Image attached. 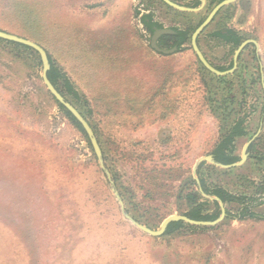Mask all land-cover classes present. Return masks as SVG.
<instances>
[{
    "label": "rangeland",
    "instance_id": "1",
    "mask_svg": "<svg viewBox=\"0 0 264 264\" xmlns=\"http://www.w3.org/2000/svg\"><path fill=\"white\" fill-rule=\"evenodd\" d=\"M141 1L131 5V22L150 48L152 35L142 31L137 15ZM218 1L189 16H173L160 0L142 3L156 22L186 29L198 26ZM124 2L0 0V30L41 45L70 79L73 93L61 81L63 96L100 139L105 166L46 88L39 54L0 41V264H264V219L234 218L238 205H228L230 216L215 226L152 237L125 218L114 193L135 221L152 230L189 213V194L199 191L209 200L197 178L209 188L253 197V204L263 203L253 209L264 216V0L238 1L217 25L256 42L241 54L239 75L228 79L232 86L215 91L188 51L161 61L158 79L141 94L129 81L120 85L117 54L110 53L108 37L98 39L93 31L126 9ZM201 44L219 67L234 56L215 38ZM166 69L175 73L165 75ZM211 94L230 101H219L223 108L214 110ZM232 108L228 121L249 113L250 135L238 152L253 138L258 157L234 171L202 162L195 173L222 135L215 115Z\"/></svg>",
    "mask_w": 264,
    "mask_h": 264
},
{
    "label": "crops",
    "instance_id": "2",
    "mask_svg": "<svg viewBox=\"0 0 264 264\" xmlns=\"http://www.w3.org/2000/svg\"><path fill=\"white\" fill-rule=\"evenodd\" d=\"M142 1L144 3L145 0H142ZM142 1L139 4L141 6V8L139 9L141 11V13L137 14L142 31L149 32L152 35V40H153V38L155 37V34L158 30H162V29L171 30V28L165 27L162 24L156 22L154 20L153 14H151V10H149L148 7L146 8L145 5L142 3ZM134 2H135V0H125L124 4H126V9L120 8L117 17H110V22L108 24H106L107 22H104L102 28L97 26V28L93 31L95 32L94 35H96V37L98 39L101 37H104V36L108 37V41L111 44L110 53L117 54L116 60H115L116 65L114 66V70H115V72H117L116 70H118V72H119V74H118L119 79H121L120 85H126L127 81H129L130 84L135 85V89L137 91H139L138 93L141 94V93H144L146 91V89H144V85H146L148 82H152L153 77H155V80L158 79V77L160 75V62L161 61H164L168 64L171 60H174L175 57H178L179 55L186 54V53H188V51L193 53L195 55V57H197V56L191 47V40H190V45L186 43V44L182 45L180 49H178L177 46H172L173 43H171L169 40H160V37H162L164 35H172L173 33L161 34L162 36L160 35L157 38V46L161 49V51L156 50L152 46V40H151L150 48H148V46H144L142 38L140 36H138L137 32H135L134 27L132 26V22H131V17H132L131 5H133L132 3H134ZM163 3H161V4H163ZM165 5H164V7H166L169 10L168 6L167 5L165 6ZM202 5H203V0H202V4L200 5V7H198L199 10L204 7ZM230 5H232V4H230ZM144 8H146V10H144ZM187 8H192V7H187ZM198 8H193V9H198ZM226 8H227V6H226ZM198 11H194V12H198ZM182 12H185V11H182ZM186 14H191V12H186L184 15H186ZM191 15H193V14H191ZM187 16H189V15H187ZM147 17H149V18H147ZM222 17H223V12L220 11V13L214 18V20L209 24V26L199 36L198 44H199L201 51L203 52V54L207 58V60L216 69H218L219 71H221V69H222V72H225V71H229V70L233 69V67H234V56L230 60V62H227L228 66L219 67V66L215 65L210 60L206 51L203 49V45L201 44V40H204L207 37L215 38V39L219 40L222 44H224L225 47L230 48L231 52L234 51V54H235V52L238 48L233 49L231 44H227L222 38L218 37V33L221 30L225 29V28H221V27L217 26V25H222V21H223ZM144 20H147V21L151 20V23L154 24V26H152V31H150L146 27ZM106 21H108V19ZM212 27H215V29L211 30ZM226 29H231V28H226ZM98 30H102V32L98 31ZM90 35L92 36V34H90ZM136 37L138 38V42H137ZM173 50H175V51L172 53H168V54L162 52V51H173ZM244 51H245V49H244ZM159 57H161V58L159 59ZM240 57H241V55H240ZM232 61H233V66H232V68H230ZM239 68H240V66L238 63L237 69H239ZM260 68L262 69V66H260L259 69ZM167 69L165 70V73H164L165 75H168L169 73H172V75H173V73H175L173 70L169 71ZM182 69H184V68H182ZM237 69L232 74H229L226 76H217V77H223V78L227 77V79H229L230 76H233L237 72ZM116 74L117 73H114L112 77L115 78ZM127 78H129V79H127ZM112 82L115 83V81H112ZM233 112H235V111L232 108V109L228 110L227 113H230L231 115H233L234 114ZM248 116H249V113H248ZM247 118L249 119V117H247ZM248 119L245 123L246 131L248 132L247 136L237 137L235 139L234 152L227 158L226 164L222 163V162H218L214 158L217 163H220L223 165H233V164H236V163L241 161L243 152H242V154L238 152V144L241 140L249 138V135H250L249 125L250 124H249ZM251 140H253V138L250 139L249 141H251ZM219 142L220 141H218L215 148L217 147ZM252 144L253 143H251L250 146ZM250 146H249V149H250ZM249 149H248V159H250V156L252 154V151H250ZM211 155H212V153H211ZM212 156L214 157V155H212ZM216 167H218V166H216ZM238 167L239 166L233 167V168H221V167H218V168H220L224 171H234ZM210 201H216V200H210ZM219 206H220V203H219ZM227 206L228 205H225V207H227ZM220 211H221V208H220Z\"/></svg>",
    "mask_w": 264,
    "mask_h": 264
},
{
    "label": "trees",
    "instance_id": "3",
    "mask_svg": "<svg viewBox=\"0 0 264 264\" xmlns=\"http://www.w3.org/2000/svg\"><path fill=\"white\" fill-rule=\"evenodd\" d=\"M160 2L163 3L162 0H160ZM147 18H149V17H147ZM144 22H145L146 27L150 31H152V26H154V24L151 23V20L150 21L144 20ZM198 26H196L195 28H186L185 30L177 32L175 35H164V36H162L161 40H169L171 43H173L172 46H177L178 49H180L181 46L186 44V43L190 45L191 36H192L193 32L197 29ZM218 37L222 38L227 44H231L233 49H237L241 45V43L244 41V36L235 29L221 30L218 33ZM0 41H4L8 45L20 46V47H23L27 50L34 51L32 48H30L28 46H24L21 44L10 42V41H5L2 39H0ZM198 42H199V40H198ZM49 59H50V63H51L50 55H49ZM240 62H241V57H240ZM199 65H200L199 71L203 72L204 76H206V74L208 76H211L210 80H212L214 82V84L216 85V87L214 88L215 91H217L221 86H226L227 84L229 86L233 85L232 83H230L228 81L227 77H225V78L217 77V76L211 74L210 72H208L207 69L201 64L200 61H199ZM232 66H233V61L231 62L230 68H232ZM259 67H260V65L258 63L257 67H255V69H257L256 70L257 72H258ZM221 71H222V69H221ZM234 75L238 76L239 73H235ZM48 77H49L50 81L53 83V85L57 88V90L62 95H64L65 97H66V94L60 88L61 83H62L61 81H63L65 87H67L69 89L67 92L73 93V90L71 88L72 83H70V79L65 74H63L59 69L55 68L52 65V63H51V69L48 71ZM255 80L256 81L259 80V76ZM210 92H212V91H210ZM211 95H213V97H210L209 101L211 104L212 103L215 104L214 110H216V109L221 110L223 108L222 106H219V101L223 102V101H225V99L227 101H230L229 98H220V100L219 99L216 100L215 96L217 94H211ZM75 96H77L76 93H75ZM217 97H218V95H217ZM59 107L65 112L67 117L75 124V126L81 132H83L85 134L83 127L75 119V117L63 105L59 104ZM215 116H217V118H220V121H221V126H220L221 128L220 129L222 130V135L220 137L219 144L212 151V155H214V158L216 159V161L226 164L227 158L234 152L235 139L237 137L247 136V134H248V132L246 131V126H245L248 115L245 114L243 116H237V118L235 117L233 121H228V117H230L232 115L230 113H227L226 111H224L223 113L219 112ZM98 141H99V144L101 145V141L99 138H98ZM249 150L252 151L250 158H253V157L257 158L258 157L257 156V153H258L257 142L252 144L250 146ZM102 151H103V148H102ZM253 152L256 155H253ZM103 153H104V151H103ZM205 164L202 163L200 165L198 172L201 170V167H203ZM211 167H213V166H211ZM200 182H201L200 187L202 188V190L206 194L211 195V196H215V197H219L225 205H238L239 206L238 214L236 216H233L234 218L244 219V218L249 217V218H255V219H264V216L258 214L253 209V208H258L259 206L263 205V203L253 204V202H252L253 197L248 196V195H243V194H241V195L240 194H234V193H232V192H230V191H228L222 187L209 188L206 185V183L204 182L203 178H200ZM191 183L193 184V186L195 185V187L198 189V185L195 181H191ZM187 199L193 205V208L185 216H188L189 218L196 220V221H214L220 217L221 211H220L219 203L217 201H209L207 199L205 200L200 195L199 191L195 194L194 193L189 194L187 196ZM211 205L215 208L212 212H210V210L207 209L209 206L211 207ZM227 215L230 216L228 211H227ZM148 227L151 229L153 228V226H148ZM187 227L193 228V229H200L201 228V227L191 226L185 222H173L168 226V229L165 232V234L163 235V237L170 236V235H173L175 233L181 232L182 230H184Z\"/></svg>",
    "mask_w": 264,
    "mask_h": 264
},
{
    "label": "water",
    "instance_id": "4",
    "mask_svg": "<svg viewBox=\"0 0 264 264\" xmlns=\"http://www.w3.org/2000/svg\"><path fill=\"white\" fill-rule=\"evenodd\" d=\"M166 5L171 6L177 10L180 11H185V12H194V11H198V9H193V8H187L181 5H178L174 2H172L171 0H162ZM238 0H224L221 3H219L218 5L215 6V8L210 12V14L208 15V17L205 19V21L194 31V33L191 36V47L194 51V53L196 54L198 60L201 62V64L211 73H213L216 76H226L229 74H232L235 72V70L237 69L238 66V62H239V57L241 55V53L244 51V49L246 48V46H248L249 44H256V42L254 40H245L236 50L235 54H234V67L233 69L229 70V71H219L218 69H216L205 57V55L203 54V52L201 51L199 44H198V38L199 36L203 33V31L209 26V24L213 21L214 17L218 14V12L223 9L224 7L233 4L235 2H237ZM205 4L204 0H203V5ZM202 5V6H203ZM174 33L172 30L169 29H162V30H158L155 34V37L152 40V46L158 50L161 51V49L157 46V38L161 35V34H171ZM0 39L5 40V41H10V42H14L17 44H21L24 46H28L30 48H32L35 52H37L40 56L42 65H43V74H42V79L44 84L46 85V88L48 89V91L51 93V95L57 100V102H59V104L63 105L74 117L75 119L81 124V126L83 127L86 135L88 136L91 145L93 147V150L97 156V158L99 159V162L102 166V168L105 169L104 166V159H103V152L101 149V146L99 144V141L96 137V134L92 128V126L90 125V123L88 122V120L81 114V112L74 106L72 105L70 102H68L66 100V98L57 90V88L53 85V83L50 81L49 77H48V71L51 69V63H50V59H49V55L48 52L38 43L33 42L31 40H28L26 38L14 35V34H10L8 32L2 31L0 30ZM173 51H162L166 54L168 53H172ZM254 140V139H253ZM249 141L243 150V155H242V159L240 162L233 164V165H223L220 163H217L214 159V157L212 155L206 156L201 158L195 167V173L196 170L198 169L199 165L202 162H207L210 163L212 165L221 167V168H233V167H237V166H241L242 164H244L246 162V160L248 159V149L250 144L252 143V141ZM197 182L200 186V181L197 178ZM200 190L203 194V196L205 198H208L210 200H216L220 203V208H221V215L218 219L214 220V221H196L193 220L191 218H189L188 216H184V215H172L168 218H166L160 229L159 230H152L150 228H148L147 226H144L140 223H138L137 221H135L124 209V203L121 200V197L119 196L118 192L116 190H114V193L118 199V201L121 204V208H122V212L123 215L125 216V218H127L135 227H137L139 230H141L142 232L152 236V237H161L165 234V232L168 229V226L173 223V222H185L187 224L190 225H195V226H215L217 225L219 222H221L226 216V207L224 205V203L221 201L220 198L218 197H214L211 195L206 194L202 188L200 187Z\"/></svg>",
    "mask_w": 264,
    "mask_h": 264
},
{
    "label": "flooded vegetation",
    "instance_id": "5",
    "mask_svg": "<svg viewBox=\"0 0 264 264\" xmlns=\"http://www.w3.org/2000/svg\"><path fill=\"white\" fill-rule=\"evenodd\" d=\"M172 2H174V3H176V4H178V5H181V6H184V7H192V8H198V7H200V5L202 4V0H171ZM192 1V2H191ZM213 1L214 0H204V2H206L203 6V8H201L198 12H191V14H193V15H198V14H200V13H202L203 12V10H205V8H207L208 6H210V4L211 3H213ZM222 1H224V0H220V1H218L216 4H215V6L216 5H218L219 3H221ZM238 1H240V0H238ZM237 1V2H238ZM163 2V1H162ZM237 2H235V3H237ZM235 3H233L232 5H234ZM168 6V5H167ZM215 6L213 7V9L215 8ZM231 5H229V6H227V7H230ZM168 8H169V10L171 11V13H172V15L174 16V15H181V16H187V15H191V14H186V15H184L186 12H182V11H179V10H177V9H175V8H173V7H171V6H168ZM212 9V10H213ZM226 9V7H224L223 9H221L220 11L221 12H223V15L225 14V10ZM211 10V11H212ZM220 11L218 12V14L220 13ZM210 14V13H209ZM208 14V15H209ZM217 14V15H218ZM216 15V16H217ZM215 16V17H216ZM208 17V16H207ZM206 17V18H207ZM214 17V18H215ZM205 18V19H206ZM223 18V21L225 20V18L224 17H222ZM205 19L202 21V22H200L199 24L201 25L204 21H205ZM214 20V19H213ZM222 21V22H223ZM198 24V25H199ZM199 25V26H200ZM198 26V27H199ZM197 27V28H198ZM169 28H171V30H173L174 31V33L172 34V35H175L177 32H179V31H182V30H185V29H183V28H178L177 26H175V25H173V26H171V27H169ZM194 33V32H193ZM162 36V35H161ZM162 39V37H160V40ZM199 39V38H198ZM247 47V46H246ZM239 60H240V57H239Z\"/></svg>",
    "mask_w": 264,
    "mask_h": 264
}]
</instances>
